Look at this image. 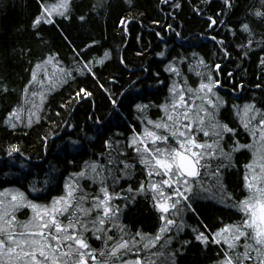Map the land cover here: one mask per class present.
I'll use <instances>...</instances> for the list:
<instances>
[{
    "label": "snow or ice",
    "instance_id": "obj_1",
    "mask_svg": "<svg viewBox=\"0 0 264 264\" xmlns=\"http://www.w3.org/2000/svg\"><path fill=\"white\" fill-rule=\"evenodd\" d=\"M124 3L126 7L122 12L125 14L117 18L121 44L129 25L143 15L138 11V0H124ZM183 4L184 0H159V5H163L161 14L173 20ZM256 5L244 4L243 11L236 16L237 10L242 7L241 0H215V3L214 0H199L198 4L191 5V11L206 20L208 32L200 35H210L223 56L230 58L231 53L223 38L211 34L216 26H224L234 38L246 35V43L234 46L241 52L243 60L257 48L264 52V0H256ZM108 6L105 0H97L83 14H77L79 5L76 0H58L52 5L46 0H38L37 11L28 28L40 42V47H47L48 41L42 29L45 25L55 27L72 53L71 68L63 63L59 52L48 51L29 69L31 78L24 86L25 94L34 84L43 83V80H38L35 69L50 65L56 67L59 76L66 77V80L58 82L75 83L80 75L97 82L101 80L97 66H106L105 62L111 61L112 50H105L103 56L85 59L93 47L102 46L100 41L91 38L83 47H79L61 26L71 24L73 19L81 25L87 24L97 10ZM164 8L168 9L167 13ZM234 16L236 18L233 20ZM161 23L160 20L153 21V24ZM167 28L171 30L172 24H168ZM175 34L181 35L179 32ZM13 54L30 57L32 50L22 47L13 49ZM137 55L143 56V50ZM157 55L167 58L168 54L161 51ZM117 61L122 71L135 74V69L129 67L132 62L128 60L126 50L117 56ZM193 64L203 69L196 73L199 82L195 85L190 83L189 76L183 71L185 65L191 70ZM238 67L242 69L243 65ZM258 67L260 82L253 87L259 93H264V55L259 57ZM221 69L220 63L213 61L209 64L204 56L196 52L177 54L168 60L164 68L166 73L175 77L168 86L164 101L160 104L153 101L145 103L137 94L133 104L137 121L129 125L127 134L117 132L108 136L101 145V151L93 153L95 159L85 161L84 167L65 180L63 194L42 204L37 202L39 197L33 200L29 193L20 188L4 190L8 192L6 198L0 192V264H158L160 253H152L157 259L146 260L144 257L146 251L156 247L165 248L169 264H179L178 257L185 255L194 242H198L204 250L210 245L221 249L213 264H264V107H260L264 105V97L254 92L252 99L243 105L248 122L241 123L253 138L260 137L257 150L256 145L241 142L239 125L232 127L228 120L220 118L222 111L237 108L236 105L229 106L220 95ZM140 70L151 74L150 65H141ZM228 75L231 77L232 73ZM159 77L160 73H155L157 83L164 85L165 81ZM140 80L141 77H137L135 83L138 84ZM106 82L116 83L117 77L111 74ZM99 87L109 97L113 111H116L118 100L104 83H100ZM239 87H245L243 80ZM236 90L233 88V92ZM11 91L14 89L10 88L7 76L0 75V95L6 96ZM125 92L131 94L128 89ZM32 95L36 96L37 93L33 92ZM85 98L95 106L94 93L78 85L61 108L70 110L73 103ZM44 99L41 94L42 103ZM153 109L159 113L155 118ZM54 116L55 119L29 113L25 125L19 108L13 107L0 121V126L10 133H16L21 126L30 130L34 123L43 119L49 124V129L39 139L41 145L46 146L51 137L59 138L62 131L71 128L75 132L79 127L71 123L70 115L64 119L61 111H56ZM89 120L98 126L102 124L101 118L94 112ZM121 135L123 140L119 138ZM69 143L74 148L82 147L79 140L71 137ZM250 149L256 155L245 165L241 190L236 194L229 192L226 183L229 170L239 167L235 162L236 154L243 155ZM4 151L9 158L19 156L25 159L19 143L7 145ZM202 171L204 174L210 171L214 191L220 194V202L235 209L241 220L239 223L222 224L215 230L201 224L191 229L194 234L192 239H181L184 210L198 215L193 206L194 197L205 190L203 186H194L193 181L202 175ZM50 182L49 178L42 183L46 186ZM85 183L94 186L95 191H88L83 187ZM122 183L127 186L121 187ZM27 187L32 193L44 191L31 185ZM117 188L119 191H116ZM237 195L242 198L237 199ZM141 200L145 203L150 201V209L163 222L155 234H145L142 227L133 232L135 225L130 227L123 223L126 214ZM28 210L33 215L27 222L21 223L18 216ZM92 239L100 241L103 248H94ZM145 239L147 243L143 242Z\"/></svg>",
    "mask_w": 264,
    "mask_h": 264
},
{
    "label": "trees",
    "instance_id": "obj_2",
    "mask_svg": "<svg viewBox=\"0 0 264 264\" xmlns=\"http://www.w3.org/2000/svg\"><path fill=\"white\" fill-rule=\"evenodd\" d=\"M58 0H46V3L52 5ZM79 7L76 8L77 14H83L91 6L97 3V0H76ZM109 6L104 9L97 10L91 17L89 23L81 25L77 20L73 19L71 24L65 23L61 27L68 33L69 38L74 44L83 47L91 38L100 41L101 47H93L88 52L85 59L91 57L103 56L105 50H112L111 61H106V66H97L98 75L101 77L99 82L92 78H86L80 75L75 83L68 81L67 83L58 82L66 80V77L59 76L55 66L36 68L38 80H43L42 85L36 83L30 87L27 94L23 92L24 86L31 78L29 72L33 68L34 62L48 51L59 52L61 60L65 65L71 68L72 53L67 46L59 31L49 25H45L42 34L48 41L47 47H40V42L34 38V34L28 25L30 20L38 8V0H0V75H6L10 88L14 91L9 92L6 96L0 95V121H3L8 111L13 107H18L20 115L27 122L29 113L42 116L52 117L55 119L54 113L61 111L63 118L68 119L71 116V123L79 125L75 132L71 128L62 131L59 138L51 137L46 146H42L39 137L49 129V124L45 120H41L33 124L29 130L26 126H21L16 133H10L3 126H0V191L11 189L12 187L20 188L29 193L30 198L39 203H48L53 197L63 194V186L65 180L70 174L79 171L84 167L85 161L95 159L93 153L101 151V145L112 133L127 134L129 125L137 121L136 111L133 104L136 102L135 97L138 94L146 103L153 101L160 104L168 95V86L171 85L175 77L170 76L164 71L168 60L176 57L177 54L189 55L196 52L204 56L207 63L213 61L220 63L222 66L219 72L222 87L219 89L220 95L228 102L229 106L236 105L237 108L228 112H221V119L228 120L232 127H237L241 132V142L251 143L250 133L245 130L241 122H247L240 108L252 99L253 93L264 97V93H259L254 89V84L259 83V57L264 55L258 48L250 53L247 59H241V52L234 46L238 43H246V35H238L236 38L228 32L224 26H216L212 35H217L226 41L228 51L231 53L230 58L223 56L221 50L217 46L216 41L210 38V35H200L207 33V22L199 16L193 14L191 5L198 4L199 0H184L181 10H178L175 20L169 16L162 15L160 9L163 5H159V0H138V11L143 13L135 22L131 23L127 29V34L123 36L124 43L121 44V30L117 24V18L125 13L124 0H105ZM215 3V0H214ZM242 7L237 10L236 16L243 11L244 4L256 5V0H241ZM165 13L167 8L163 9ZM236 17H233V20ZM160 20L161 24H153V21ZM168 24H172L173 28H167ZM235 27V25H233ZM26 29L18 31L19 29ZM179 32L181 35H176ZM259 40V36L256 37ZM30 48L32 56L13 54V49ZM126 50L127 58L132 63L130 68L135 69V74L122 71L118 64L117 56L123 54ZM143 50L144 55L137 53ZM166 52L167 58L157 55V53ZM219 57V58H218ZM243 68H239V65ZM151 66V74L142 72L140 66ZM43 69V70H42ZM43 71V72H42ZM183 71L189 76L191 84H197V72L203 69L193 64L191 70L187 65ZM160 73V80L165 81L164 85L158 84L155 79V73ZM228 73H232L229 77ZM114 74L117 77L116 83H107V78ZM51 77V79H49ZM141 77L140 82L135 83L136 78ZM146 77V79H145ZM243 80L245 87H239ZM100 83H104L105 87L118 100L119 107L113 111L109 97L99 87ZM87 87L94 93L96 102L93 106L92 101L85 98L82 101L73 103L70 110H64L61 105L69 99L72 90L77 86ZM134 85V86H133ZM38 86H44L39 89ZM233 88L237 90L233 92ZM128 89L131 94L125 92ZM37 93L33 96L32 93ZM124 95L121 96L120 94ZM41 94L45 97L41 102ZM264 107V105H260ZM100 117L101 125H96L89 116L92 113ZM155 118L159 115L155 109L152 110ZM84 131H81V130ZM86 133V135H85ZM79 140L82 147H72L69 138ZM124 139L123 135L119 137ZM12 143L22 145L25 159L19 156L9 158L4 151L5 147ZM250 150L245 151L243 155L236 154V164L239 165L235 170H229L226 183L228 191L234 194L241 190V182L245 172V164L250 156ZM50 178V183L44 185L42 182ZM207 187H214V181L210 171L206 176ZM43 188L42 193H32L27 187ZM121 184V187H126ZM88 191H95L94 186L88 183L83 184ZM119 191V188L116 189ZM205 193V192H203ZM200 194L194 197L198 215H194L190 210H184L181 219L183 220V234L181 239H192L191 231L194 227L201 224H207L209 228L215 230L222 224L239 223L240 215L235 209L229 208L227 203H221L220 195L214 191L212 193ZM209 195V196H207ZM237 199L241 196L237 195ZM120 203V201H116ZM150 201L145 203L143 200L129 211L123 218V223L132 227V231L141 228L145 234H155L163 222L158 215L149 207ZM30 211V210H28ZM22 213V217H25ZM222 222V223H221ZM147 243L148 240L143 241ZM92 245L96 249H102L103 245L100 241L92 239ZM178 245H173L177 247ZM171 251V249H168ZM221 251L215 245H210L206 250L202 249L198 242H194L193 247L189 248L185 255L179 256V264H213L217 259V252ZM153 252L160 253L158 264H169L168 252L164 247L152 248L144 253L146 260L157 259L152 255Z\"/></svg>",
    "mask_w": 264,
    "mask_h": 264
},
{
    "label": "rangeland",
    "instance_id": "obj_3",
    "mask_svg": "<svg viewBox=\"0 0 264 264\" xmlns=\"http://www.w3.org/2000/svg\"><path fill=\"white\" fill-rule=\"evenodd\" d=\"M51 66V65H50ZM50 66H45V69H48ZM43 70V69H42ZM43 72V71H42ZM42 85V84H41ZM44 86H38V88L39 89H42ZM240 110H242V112L244 113V111H243V106L240 108ZM244 118H245V120L248 122V117H247V114H244ZM252 126H253V128L255 127V122L253 121L252 122ZM250 138H251V143L252 144H254V145H256V149L258 150L259 149V147H260V143H261V141H260V137L259 136H256L255 138H253L252 137V135H251V133H250ZM250 156L247 158V161H246V164H248L249 162H251L253 159H254V156L256 155V152L254 151V150H251L250 149ZM245 164V165H246ZM249 171V174L251 175V171L250 170H248ZM206 176H207V174H204L203 173V171H202V175L199 177V178H197V179H195L194 181H193V185L194 186H203V189L205 190L204 192L205 193H212V191H214V187H210L209 188V190H207V189H205V187H207V185L205 184L206 183ZM7 190H10V189H7ZM0 192H2L3 193V196L6 198L7 196H8V192H6V191H0ZM205 193H201L202 195H206ZM214 193L216 194V192L214 191ZM245 194H247L246 193V191H245ZM220 195V194H219ZM207 196H209V195H207ZM242 198V197H241ZM240 198V199H241ZM216 200H218V201H220L219 199H217L216 198ZM51 201V200H50ZM49 201V202H50ZM6 202H7V200H6ZM259 211V210H258ZM33 214H32V212H31V210L30 211H27L26 213H25V217H22V215H19L18 216V219H19V221L21 222V223H25V222H27L30 218H31V216H32ZM240 220H241V216H240ZM240 222V221H239Z\"/></svg>",
    "mask_w": 264,
    "mask_h": 264
}]
</instances>
